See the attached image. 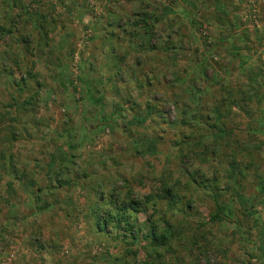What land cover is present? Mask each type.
Here are the masks:
<instances>
[{
    "label": "rangeland",
    "instance_id": "1",
    "mask_svg": "<svg viewBox=\"0 0 264 264\" xmlns=\"http://www.w3.org/2000/svg\"><path fill=\"white\" fill-rule=\"evenodd\" d=\"M0 29V264H261L264 0H0Z\"/></svg>",
    "mask_w": 264,
    "mask_h": 264
},
{
    "label": "trees",
    "instance_id": "2",
    "mask_svg": "<svg viewBox=\"0 0 264 264\" xmlns=\"http://www.w3.org/2000/svg\"><path fill=\"white\" fill-rule=\"evenodd\" d=\"M14 26H15V24H14ZM10 34H11L10 30L0 29V35H2V36L10 35ZM25 42L28 44L30 43L29 37H28V40H26ZM34 79L35 78H33V80ZM136 84L138 85V83H136ZM37 94L38 93H35V96H37ZM27 104H29L28 101H27ZM221 109H222V106L217 104L214 109L209 110V113L206 115L205 118H209L210 115H212V119L221 120L223 117V113H221ZM206 111H208V109ZM34 113H35V111H34ZM199 180H200L199 185L204 186V184H205V186H207V184H208L211 192H213V193L219 192L220 189L218 187V179H216L215 177H212L211 179L205 180L204 177L201 176V177H199ZM196 182H197V180L195 181V183ZM163 187H164L163 194L167 198H169V197L171 198V195H172L171 191L173 192L171 186H168L164 183ZM210 195H212V193ZM174 196H175V194H174ZM151 198H153V197L147 198L145 203L148 204L149 200ZM212 199L214 200L213 195H212ZM214 202H215L214 203V210L215 211H214V213H212V221L216 222L217 224H222L225 221V217H224L225 211L222 210L221 204H218L217 201H215V200H214ZM107 204L110 206V209L108 210L109 213L98 212L97 217H96L97 218L96 224L98 225L99 229H101L102 231H106V226H107L108 221L109 222L112 221V226L114 229L113 234L115 237H119V232H120L122 234L123 240L127 239L129 237L131 238L134 235V233L132 232L133 227H132V225L129 226V217H127L124 213H121L122 209H119V211H116V207L118 206L117 205L118 200L108 199ZM168 208H170L171 211L173 209H175V207L170 205V204H169ZM99 209H101V208H99ZM171 231H172L171 225L167 224L166 229L164 231V234L158 235L156 238H154V242H155L154 247L156 250L154 253V256L160 260L164 256H163V253H161V252L159 253V251L163 250V248L166 250H169V248L171 247L170 241L171 240L173 241V239L175 238V236H173V234H171ZM198 235H195V237L190 238V241L188 242V244L192 245V246L194 245V247L199 246L202 238L199 237ZM178 238H180V237H178ZM197 249H199V247H197ZM257 252H258V256L254 257V259L256 261L259 260V261H261V264H264V244H262V242H261L260 246L258 247L256 253Z\"/></svg>",
    "mask_w": 264,
    "mask_h": 264
}]
</instances>
